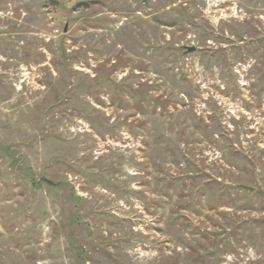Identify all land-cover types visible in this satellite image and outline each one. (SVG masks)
<instances>
[{"label":"rangeland","instance_id":"374dc122","mask_svg":"<svg viewBox=\"0 0 264 264\" xmlns=\"http://www.w3.org/2000/svg\"><path fill=\"white\" fill-rule=\"evenodd\" d=\"M0 264H264V0H0Z\"/></svg>","mask_w":264,"mask_h":264},{"label":"water","instance_id":"95a60500","mask_svg":"<svg viewBox=\"0 0 264 264\" xmlns=\"http://www.w3.org/2000/svg\"><path fill=\"white\" fill-rule=\"evenodd\" d=\"M66 30H64V32H65ZM185 50H186V52L187 53H191V52H194L195 51V48L194 47H190V48H185ZM248 191L249 192H251V189L250 188H248Z\"/></svg>","mask_w":264,"mask_h":264}]
</instances>
